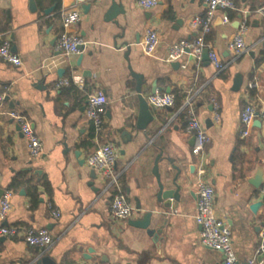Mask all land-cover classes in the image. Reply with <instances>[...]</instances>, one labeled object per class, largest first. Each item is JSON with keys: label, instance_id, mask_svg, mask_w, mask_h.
I'll use <instances>...</instances> for the list:
<instances>
[{"label": "crops", "instance_id": "crops-1", "mask_svg": "<svg viewBox=\"0 0 264 264\" xmlns=\"http://www.w3.org/2000/svg\"><path fill=\"white\" fill-rule=\"evenodd\" d=\"M137 1L116 0L125 14L107 20L111 0H35L34 10L30 0H0V42L8 39L21 60V66L15 67L0 59V95L8 98L0 107V198L5 190L12 191L11 211L0 226L46 229L53 240L42 250L28 246L21 237H0V264H221L222 254L201 246L198 239L193 137L180 111L188 95L194 97L197 115L210 137L205 179L214 188V214L230 230L236 264H249L255 258L264 225V205L256 212L250 209L256 202L263 203L264 184L257 189L250 183L259 167L264 178L260 117L256 116L247 137L240 138L239 133L244 106L264 108V0H232L235 9L226 12L228 22H223L221 11L216 12L205 33L189 25L192 19L204 17L203 0H158L150 10L140 8ZM69 10L78 11L79 20L68 31L86 44L80 54L65 57L54 45L62 30L59 14ZM242 22L247 26L245 50L234 57L227 45ZM147 29L159 37L150 57L141 50ZM197 38L202 50L214 51L226 65L222 72H215L202 56L199 61L188 54L166 60L173 43ZM123 42L130 46L128 61ZM128 64L144 78L145 100L152 86L160 93L184 95L178 108L148 105L154 121L145 131L135 126L139 101ZM236 75L241 82L235 89ZM66 79L68 86L54 88ZM96 92L104 93L109 115L105 113L97 140L85 115L87 97ZM212 99L219 106V123L213 120ZM11 112L30 121L42 142L39 157L30 156ZM102 143L116 147L120 186L134 208L124 221L111 218L104 182L96 171L92 177L85 163ZM159 149L174 165L185 159L182 166L188 183L173 211L156 203L158 186L152 170ZM166 166L165 160L158 164L162 179ZM16 178L20 182L11 188ZM48 203L59 211V218L48 212ZM148 204L153 217L163 222L155 236L130 225L141 219ZM257 260L264 262V255Z\"/></svg>", "mask_w": 264, "mask_h": 264}, {"label": "built area", "instance_id": "built-area-1", "mask_svg": "<svg viewBox=\"0 0 264 264\" xmlns=\"http://www.w3.org/2000/svg\"><path fill=\"white\" fill-rule=\"evenodd\" d=\"M205 3V15L203 18L196 17L189 23L190 27L200 28L202 33L208 32L209 21L216 12L223 13V22H228L226 12L235 9L232 0H203ZM158 0H138L137 5L144 9L150 10L155 7ZM62 30L58 34L54 49L65 57L78 55L82 52L81 47L85 46V41L77 36L69 33L70 26L76 24L79 20V13L76 10L62 11L59 14ZM246 22H242L236 29L232 40L228 43L227 49L237 57L245 50L244 34L246 31ZM159 44L158 33L153 29H147L141 41V50L145 56H152ZM191 58L199 61L202 54L201 38L193 41L180 40L173 43L168 51L167 61H176L186 50ZM0 59L15 67L21 66V60L17 54L13 53L8 39L0 42ZM208 61L215 72H222L226 65L220 60L214 51H208ZM69 80L58 81L54 88L68 86ZM253 84H250L252 87ZM149 106L160 109L170 107L174 104V97L169 93H160L155 91L146 99ZM4 102V96L0 95V107ZM213 108V120L219 123V106L215 100H211ZM107 100L102 92L91 93L87 97L85 115L89 120L93 138L97 140L102 132L105 122ZM186 121V131L193 137V145L191 147V155L195 160L196 180L194 183L196 194V215L195 222L199 226V243L201 246L211 249L222 254L221 264H235L236 257L231 245L230 230L225 223L214 214V188L209 181L205 179L206 173V147L210 143V137L199 119L195 106L194 97L188 95L184 104L180 108ZM260 117L264 129V108L257 110L252 104H247L240 112V122L242 129L240 138H245L250 132L251 125L256 116ZM10 118L15 121L20 132L24 137L27 149L32 158H37L42 154V142L34 132L30 121L18 112H11ZM118 153L113 143H102L90 153L86 159V165L96 171L104 182V192L110 195L109 214L112 219L124 221L128 219L134 212V208L130 205L126 195L120 186V174L116 171V161ZM264 192V189L261 190ZM12 191L5 190L0 198V221H3L11 211ZM47 210L55 219L59 218V211L47 204ZM0 237L16 238L21 237L23 241L30 247H38L42 250L52 245V238L46 229H34L22 226H0ZM259 255H264V226L260 228L258 234V243L255 249V258L249 264H263L262 260H257ZM94 264V263H88Z\"/></svg>", "mask_w": 264, "mask_h": 264}, {"label": "water", "instance_id": "water-1", "mask_svg": "<svg viewBox=\"0 0 264 264\" xmlns=\"http://www.w3.org/2000/svg\"><path fill=\"white\" fill-rule=\"evenodd\" d=\"M36 7L35 0H30V9L34 10ZM55 7H51L49 9H46L44 11V14H49ZM88 6L85 7L87 9ZM124 9L121 3L116 2V0H111V6L109 11L107 12L105 19L107 20H115L118 16L124 15ZM114 23L117 25V21H114ZM123 46L125 47V54L124 58L128 61V54L130 52V46L127 42H123ZM83 49V47H81ZM189 53V50H186V54ZM202 60L206 63H209L208 61V51L202 50ZM80 61V60H79ZM79 61L77 64H79ZM175 66H178L179 63L175 62L172 63ZM128 69L130 71L131 77L134 79L136 86H135V93L137 94L138 101H139V116L136 123V129L145 131L147 126L154 121V117L150 113L149 106L147 101L142 97L141 95V87L144 83V78L141 74H138L134 72L130 65L128 64ZM240 76L236 75L234 79V88H238L240 86ZM157 89L152 86V94ZM4 100H8L7 97L4 98ZM107 117L109 116L108 113H106ZM208 123V122H207ZM154 147V146H153ZM76 156L78 157V153H76ZM165 160L166 161V175L165 178L162 179L159 172H158V164ZM185 163V159H181L180 163L178 165H174V161L172 159L164 158L162 155V151L159 149V152L154 157V165L152 173L156 177L157 180V186L158 191L156 193V203L160 204L165 209L175 210L177 209L179 203L182 200V194L187 186L188 183V176L184 172V166L182 164ZM174 172L172 176L171 173ZM91 176L96 177L94 170H91ZM250 183L255 188H260L264 184V178L262 175V169L259 167L257 169V173L252 181ZM3 192V191H1ZM263 205L262 202H256L250 206L251 211L256 212V210ZM151 205H146V211L143 213L142 217L138 221H133L130 223L131 226L142 229L145 231V233L149 236H155L156 234H159L161 232V228L163 225V222L160 219H155L153 217V211L151 209ZM135 210L140 213L141 212V206L138 202H136ZM4 225V224H3ZM264 226V225H263ZM1 238L0 240H2ZM39 264V263H37ZM236 264V263H235Z\"/></svg>", "mask_w": 264, "mask_h": 264}, {"label": "trees", "instance_id": "trees-1", "mask_svg": "<svg viewBox=\"0 0 264 264\" xmlns=\"http://www.w3.org/2000/svg\"><path fill=\"white\" fill-rule=\"evenodd\" d=\"M54 2H59V0H53ZM173 97H174V107L178 108L180 106L181 100L184 98V95H179L176 91H174L173 93ZM19 177H23V174L19 175ZM16 182V183H15ZM20 181H18V179H14L11 185V188H15L17 184H19ZM46 189L49 190V186H47L46 184ZM31 197L33 200L36 199V193L32 192L30 193ZM263 205H264V192H263Z\"/></svg>", "mask_w": 264, "mask_h": 264}]
</instances>
